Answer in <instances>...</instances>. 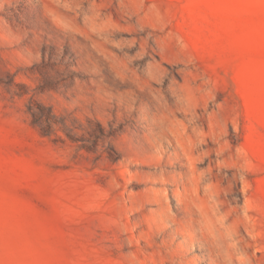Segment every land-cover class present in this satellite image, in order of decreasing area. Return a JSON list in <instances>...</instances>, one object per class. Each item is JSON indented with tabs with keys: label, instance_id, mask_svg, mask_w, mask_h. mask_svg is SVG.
Instances as JSON below:
<instances>
[{
	"label": "rangeland",
	"instance_id": "374dc122",
	"mask_svg": "<svg viewBox=\"0 0 264 264\" xmlns=\"http://www.w3.org/2000/svg\"><path fill=\"white\" fill-rule=\"evenodd\" d=\"M0 264H264V0H0Z\"/></svg>",
	"mask_w": 264,
	"mask_h": 264
}]
</instances>
